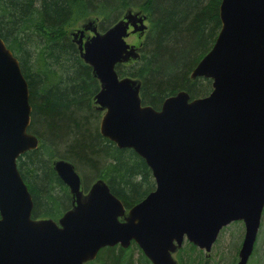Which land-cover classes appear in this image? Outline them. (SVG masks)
Wrapping results in <instances>:
<instances>
[{
  "label": "water",
  "instance_id": "1",
  "mask_svg": "<svg viewBox=\"0 0 264 264\" xmlns=\"http://www.w3.org/2000/svg\"><path fill=\"white\" fill-rule=\"evenodd\" d=\"M218 7L215 42L189 73L210 78L212 89L193 98L178 90L158 109L141 101L140 79L115 68L139 57L126 37L146 29L141 10H127L102 32L89 20L71 33L99 80L100 134L143 158L155 186L126 211L103 178L84 192L73 163L55 159L72 195L58 223L31 217L33 198L16 160L38 140L28 129V83L0 37V264H83L102 247L132 241L152 264H178L173 254L184 240L209 252L236 220L244 223L236 264H247L264 207V0ZM85 30L92 34L83 39Z\"/></svg>",
  "mask_w": 264,
  "mask_h": 264
},
{
  "label": "trees",
  "instance_id": "2",
  "mask_svg": "<svg viewBox=\"0 0 264 264\" xmlns=\"http://www.w3.org/2000/svg\"><path fill=\"white\" fill-rule=\"evenodd\" d=\"M220 1L0 0V37L17 57L28 83L32 108L28 129L39 141L16 161L33 198L32 216L54 219L70 206L69 188L55 172L54 159L72 162L85 178H103L128 207L154 188L144 159L100 134V111L93 103L99 82L79 57L70 30L94 18L102 31L126 8L137 6L146 13L149 25L138 59L115 68L120 76L140 79L141 101L158 109L178 90L193 98L212 89L210 78L191 79L189 73L215 42ZM187 244L190 253L195 249L202 253ZM128 250L103 247L100 264H151L142 252L134 261ZM180 259L189 264L182 254ZM197 261L201 264L200 258Z\"/></svg>",
  "mask_w": 264,
  "mask_h": 264
},
{
  "label": "rangeland",
  "instance_id": "3",
  "mask_svg": "<svg viewBox=\"0 0 264 264\" xmlns=\"http://www.w3.org/2000/svg\"><path fill=\"white\" fill-rule=\"evenodd\" d=\"M137 9L138 7L136 6L133 7L132 10L136 11ZM126 40L129 43L137 44L138 38L136 39L134 35H129ZM101 115L102 114L100 113V117ZM100 117L98 118L97 126L99 124ZM75 170L81 177L83 189L87 188V186L96 179L91 177L85 178L83 172L79 171L78 169ZM87 176H90V174L87 173ZM243 232L244 224L240 220H236L235 222H230L229 224L225 225V227H223L218 233V237L211 246L212 248L208 256H205V260L204 251L203 253H200L195 249L192 253H190V248H188V244L186 241L183 242L182 246L180 247V251H178L173 256L178 260L179 264L181 263V254L184 259L189 261V264H198V258L201 259V264H236V262L238 261L237 251L244 236ZM257 233L258 235L254 242V249L250 254L247 264H264V208L260 218V225ZM128 254L132 255L134 261H137V258L140 256L139 250L133 247L128 250ZM90 264L98 263L96 261L95 263L90 262Z\"/></svg>",
  "mask_w": 264,
  "mask_h": 264
},
{
  "label": "flooded vegetation",
  "instance_id": "4",
  "mask_svg": "<svg viewBox=\"0 0 264 264\" xmlns=\"http://www.w3.org/2000/svg\"><path fill=\"white\" fill-rule=\"evenodd\" d=\"M145 14V13H144ZM146 16H147V14H146ZM87 21H89V20H86V21H83V22H80L79 23V25L78 26H76L75 27V29L74 30H77L78 28H80L81 26H82V23H85V22H87ZM144 22L145 23H147V24H149V21H148V17H146V19L144 20ZM97 28H98V30H100L99 29V24L97 23ZM130 29H132V26L130 25V27H129V30ZM74 30H70V32L69 33H72ZM91 34V32L90 31H88V30H85L84 31V37H83V39H85L87 36H89ZM131 35H134L135 37H136V39L138 38V41H137V44H135L136 46L140 43V40L142 39V37H143V35H141V36H139V33H138V31L136 32V33H132ZM72 36V35H71ZM79 38V35H77V36H75V39H78ZM90 185H88L87 186V188L89 187ZM87 188H84V191H85V189H87ZM131 207V206H130ZM130 207H128L127 205L125 206V209L126 210H128ZM63 214V213H62ZM61 214V215H62ZM60 215V216H61ZM60 216H57L56 218H50V217H46V216H42V217H36V216H32L31 215V217L32 218H34V219H42V218H50V219H53V220H55L57 223H58V218L60 217ZM137 248V250H139V248L137 247V244L136 243H134L133 241L130 243V245L128 246V249H130V248ZM139 254H141V250H139ZM207 256V255H206ZM97 261V263L98 264H100V260H99V252H98V254H97V256L94 258V259H91L90 261H87V262H85L84 264H90V262H93V263H95Z\"/></svg>",
  "mask_w": 264,
  "mask_h": 264
},
{
  "label": "bare ground",
  "instance_id": "5",
  "mask_svg": "<svg viewBox=\"0 0 264 264\" xmlns=\"http://www.w3.org/2000/svg\"><path fill=\"white\" fill-rule=\"evenodd\" d=\"M129 9L132 10L133 8H126L124 11L126 12V11L129 10ZM125 12H124V13H125ZM124 13H123V14H124ZM123 14H122V15H123ZM145 24H146L147 27H146V29H145L144 32H143V33H144V36H145V34H146L145 32L147 31V29H148V25H149V24H147V23H145Z\"/></svg>",
  "mask_w": 264,
  "mask_h": 264
}]
</instances>
